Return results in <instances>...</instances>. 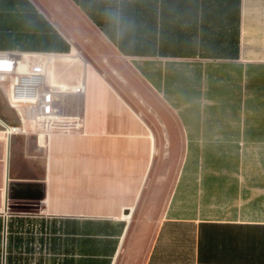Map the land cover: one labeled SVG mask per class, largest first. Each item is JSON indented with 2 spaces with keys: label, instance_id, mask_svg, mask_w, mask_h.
Wrapping results in <instances>:
<instances>
[{
  "label": "crops",
  "instance_id": "crops-1",
  "mask_svg": "<svg viewBox=\"0 0 264 264\" xmlns=\"http://www.w3.org/2000/svg\"><path fill=\"white\" fill-rule=\"evenodd\" d=\"M61 1L0 0V50L53 52L86 89L83 129L42 146L6 132L0 88V264H264V0H64L161 99L156 130L60 57Z\"/></svg>",
  "mask_w": 264,
  "mask_h": 264
},
{
  "label": "built area",
  "instance_id": "built-area-1",
  "mask_svg": "<svg viewBox=\"0 0 264 264\" xmlns=\"http://www.w3.org/2000/svg\"><path fill=\"white\" fill-rule=\"evenodd\" d=\"M53 52L0 50V88L18 117L19 125L7 133L24 130V123L48 132H77L83 129L84 85L82 81L66 89L49 78ZM5 235V228H4Z\"/></svg>",
  "mask_w": 264,
  "mask_h": 264
},
{
  "label": "rangeland",
  "instance_id": "rangeland-1",
  "mask_svg": "<svg viewBox=\"0 0 264 264\" xmlns=\"http://www.w3.org/2000/svg\"><path fill=\"white\" fill-rule=\"evenodd\" d=\"M60 3L65 8L63 10L64 13L58 8H54V11L47 10V8H44V10L50 15L61 14L60 18L65 26V34L70 39L72 46L76 50L78 49L82 57L95 67L98 73L139 114L150 129H163V118H171V115L161 99L140 80L129 61L115 52L113 46L97 31L78 8L64 0ZM56 70L57 73H62L65 71V67L57 66ZM77 78L78 76L76 75L68 81L73 85L76 83ZM2 106L9 110L4 100H2ZM16 134H29L30 141L34 140V142H37L36 129L33 126H30L26 133L18 132ZM137 218L138 211H135L130 218L132 223H135Z\"/></svg>",
  "mask_w": 264,
  "mask_h": 264
},
{
  "label": "bare ground",
  "instance_id": "bare-ground-1",
  "mask_svg": "<svg viewBox=\"0 0 264 264\" xmlns=\"http://www.w3.org/2000/svg\"><path fill=\"white\" fill-rule=\"evenodd\" d=\"M78 53H79L78 50H76V48H74V49H72V51H71L70 53H68V54H64V55H61L60 57H63V58H66V59H71V58L75 57ZM57 57H58V56H57V54H55V53L52 54V55H50L49 73H48L49 78H50L54 83L61 84V86H63L64 88L68 89V88H70V87L72 86V84H65V83H63V82H61V81H57V79L54 78L55 74H54V70H53L52 67H53V63H54V61H55V59H56ZM79 81H82V82H83L82 79H80ZM79 81H78V82H79ZM83 85H84V87H85L84 82H83ZM85 91H86V89L84 88V94H85ZM84 94H83V96H84ZM52 133H55V132H48V134L46 135L45 132H44V130H39V142H41L40 144L42 145L43 142H44V138H49V136H50ZM60 133H62V132H60ZM42 146H43V145H42Z\"/></svg>",
  "mask_w": 264,
  "mask_h": 264
},
{
  "label": "water",
  "instance_id": "water-1",
  "mask_svg": "<svg viewBox=\"0 0 264 264\" xmlns=\"http://www.w3.org/2000/svg\"><path fill=\"white\" fill-rule=\"evenodd\" d=\"M10 188H11V184L10 183H7L8 196L10 194ZM39 199H41V196L39 197Z\"/></svg>",
  "mask_w": 264,
  "mask_h": 264
}]
</instances>
